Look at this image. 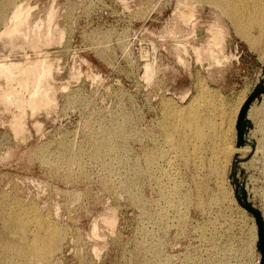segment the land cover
Returning <instances> with one entry per match:
<instances>
[{"label": "rangeland", "instance_id": "rangeland-1", "mask_svg": "<svg viewBox=\"0 0 264 264\" xmlns=\"http://www.w3.org/2000/svg\"><path fill=\"white\" fill-rule=\"evenodd\" d=\"M15 1L20 3L29 2L28 4L32 8L31 16L29 19L31 25L35 24L38 21L40 22L41 20V22L44 23L47 10L50 8V6H53L54 8L55 15L52 19V21L54 22H50V27L53 30L52 32L54 34V38H56L54 41L56 42H53V45H43V48H41V55L42 57H44L46 54L51 53L49 54V56H46V58L49 59L54 65L53 79L55 87H58L60 83H66L68 81L72 69L80 71V74L83 75H80L81 77L79 76V81L77 80V82L70 81V83L68 84V90L66 89L64 91L56 92L57 103L55 108L57 109L52 110L50 114L47 115L45 111H39L38 113L34 114L35 116H31V111L27 110L24 119L25 125L27 126H25L27 132H25L21 136L15 137L14 133L9 127V123L13 118V113H16L15 107L12 106L13 108H10L9 111H6L3 106L0 105V264H22L19 259V253L17 252L18 247L22 245V242L16 236L17 231L13 227V222L17 217V214H19L20 212L24 213L28 210V208L35 206H37L35 208H38L37 210H39V213L42 215L46 214V212H51V216L54 218L58 225L61 224V230L63 228L62 231H65L66 234V239L60 242V251L58 250L55 253L56 256L54 255L52 257L51 264H78L79 262V264H148V262L149 264H262L264 262V44L261 42L264 41V35L257 29L258 26H255V22L260 21V18H263L264 16H245V13L247 12L243 10V7L246 8V5L249 7L252 6V0H250L252 4L249 0H244V2L246 1L245 4L244 2L239 1L238 3L237 1L235 7L236 9L238 8V10L241 7V11L239 12L240 14H242V16L231 17L213 16L208 5L202 4L198 6V12L196 14L197 16H194L193 22L187 25L188 27L182 25L177 21L178 14L176 12V8L180 0ZM258 3H262L261 6H264V0H258ZM10 7L11 6L5 9L6 12L4 11V16L6 18L10 15ZM140 11H143L144 13L141 12L140 14ZM7 12L9 13L7 14ZM174 12L176 15L174 14ZM114 13H116L117 15ZM58 16L60 17L59 19ZM5 17L2 18V20L5 19ZM174 18L176 20H174ZM262 18L261 21L262 23H264V18ZM2 20H0V31L3 29V25L1 23ZM215 20H217V22L219 21L218 23L221 26L222 32H224H221V35L223 37V45L221 46L222 48L218 49V51L221 50V52H217V54H221L227 57L226 60H221V66L219 65L220 67L213 64L212 60L209 58V56H207L208 54H202V57L197 60L195 54L190 48V46L201 47L203 44H206L208 38L210 37L207 28ZM194 23L195 25L193 27ZM105 24H107L108 26ZM45 27L46 25H44L43 29H45ZM192 27L194 29H192ZM245 28H247V30H245ZM66 30L68 33L66 32ZM102 33L106 34L102 35ZM250 35H253L254 37L252 36V38L254 39H251ZM81 37L83 39L85 38L87 42ZM260 37L262 38L260 39ZM89 39H91L93 43L89 41ZM246 39H249L251 42ZM13 42L15 46L11 49V46H9V44L4 41H0V59L5 58L8 60H20L21 58H24V55H29V57L31 58L34 57L35 54H32L34 53L32 49H23L24 44L22 40L15 38ZM119 43H122V45ZM253 43H256L257 45ZM180 45L183 48H187H184L186 52L185 50H183V48L180 47ZM254 45H256V47ZM119 47H121V49ZM189 50L191 52H189ZM185 53L188 55L185 56ZM148 56L150 58H148ZM205 56L206 58H204ZM208 58L210 60L209 62L207 60ZM145 62L146 65H149L152 71L149 78H146L144 76L146 69ZM136 68L138 70H136ZM134 71H138V73ZM88 76L91 80L88 78ZM97 77L99 78L97 79ZM92 80L93 82H91ZM196 80L197 82L200 81L199 84L196 82ZM198 85L202 86V89ZM205 85L207 86V88ZM199 88L201 89L202 93H200ZM212 89L213 91H211ZM225 91H227V93ZM196 93H198V95ZM183 94L185 96H188L185 97ZM65 96L66 98H64ZM182 96H184L185 99H181ZM251 96H254V98L246 107L244 115L240 120V112L246 101L251 98ZM194 97L195 100H193ZM196 97H200V99L203 97L201 99L202 101L200 99H197ZM166 99H168L169 101L171 100L170 102H173L175 107H177L178 103H181L180 105L178 104V108L179 110L182 108V112L178 110L179 117L177 118L178 121L176 122L177 124H179L180 120L181 126H177V124L175 123L174 129H177H173L174 133H172V138L173 136L176 137L173 138V140L176 141L174 143V164H171L173 165V168L171 167V165L167 167H159L162 172H166V176L168 175V177L166 178L164 172L163 174L162 172H160V177H165V179L161 178L163 179L162 185H165L167 188L175 187L178 191V195H180L178 196L179 203L177 209L175 208L176 210L173 209L161 212L164 209L163 206H165V201L164 198L159 193H157L159 184H157L156 181L159 180L157 179L159 178V174L157 173L156 169H154L153 174L151 173V171H149L150 167L147 166L146 158L150 153L151 155H153V152H157V149H160L162 147L161 144L163 141L162 139L164 138V132L159 125L161 124L160 122L163 115L162 102L166 101ZM191 101H195L198 104L194 106L196 103H192ZM189 105L191 106L189 107ZM189 108L191 111L189 110ZM183 109L185 111H183ZM186 111L187 113L190 111L189 113L192 114L190 115L188 113L189 117H195V119L198 121V126L201 127L202 125L206 124L202 126L203 142L201 138H198V136L194 138V129H192L191 126V130H189L190 134H188L189 125L184 122V120H186L188 116L185 115ZM122 112L124 113L123 115ZM229 114H231V116ZM30 117L33 118L31 119ZM140 117L141 119H139ZM220 117L222 118L221 122ZM229 117L230 123H228ZM127 118L129 119L130 123H128L129 121H127ZM36 121L41 124V129L39 130L40 132L36 131L35 127L33 126ZM181 121H183V123ZM242 121L245 122V131L248 132L249 138L253 139L252 141L254 142V148L250 146L245 140H237L239 133L237 130L238 125L241 124ZM155 123L158 124L156 125ZM210 124H212L213 128H211ZM124 125H126V127ZM221 126L223 127V130L222 128H219ZM120 127L122 128V131ZM216 127H218V129ZM112 128L116 129L113 130ZM231 128L233 129L231 130ZM132 129L134 130L132 131ZM144 130L146 131V133ZM181 130L183 131V133ZM178 131L179 133H177ZM260 132L262 135L260 134ZM98 134L101 135L99 136ZM116 134H118L119 137ZM176 135H178L180 138H178V136ZM121 137L122 139H124L122 140ZM128 137L131 139V141ZM190 137H193L194 142ZM138 138H140L141 140ZM145 138L147 140L149 138L150 139L147 141ZM101 139L104 142H102ZM220 139H222L221 141L225 140V148L222 146L223 142H221ZM136 140L137 143H135ZM191 140L192 144L190 143ZM230 144L234 145L231 146ZM228 145L230 146V149H237L241 147L244 153V157L240 158L242 162H236L235 164V159H237V157L234 153H227V158L224 157L226 155L224 153L227 152L226 150L228 148ZM192 146L193 148H196V152L199 153V160H196V158L193 157L195 156V153L191 152L192 150L194 151V149H192ZM118 148L121 149L119 150ZM211 148L212 152L210 151ZM222 148L225 149V151H223L224 153L222 152V150H224ZM53 149L55 151H53ZM117 150L119 151V154ZM219 151L221 155L218 154ZM209 152L211 153L210 155ZM8 153L10 154L6 155ZM187 153H189V155ZM184 154L186 155L184 156ZM33 155H35V159L33 158ZM38 156H40L39 159ZM214 156H218L217 158L215 157L216 160L214 159ZM143 158L145 159L143 160ZM222 158L225 160H223ZM124 161L126 162V164ZM227 161L229 163H227ZM26 162L29 163L27 164ZM31 162L33 163V165ZM109 162H111L110 165ZM209 163H211V165ZM214 167L216 168V170ZM168 168L171 170H169ZM217 168H219L220 170ZM190 169L192 170V172ZM104 171H107V173ZM214 171L216 173H214ZM75 173L78 175H76ZM173 173H176V175H174ZM154 174L155 176H153ZM215 174L219 177H216ZM133 175L135 178H133ZM58 176L60 178H58ZM170 176H173V178L177 177V179L174 178L173 180V178ZM26 177L28 178V180H25ZM47 178L50 179L48 180ZM168 178L170 179L169 181L167 180ZM29 180H31L32 183ZM218 184L221 186H219ZM68 185H70L72 188ZM9 188L12 190H10ZM198 188L200 189L198 190ZM122 190L125 192H123ZM216 191H218V193ZM77 192L80 193L78 194ZM154 192H156L157 194ZM35 193H37V195ZM131 194L132 196L130 198ZM184 195L186 196L184 197ZM70 196L72 197L71 199ZM204 196L206 197L204 198ZM160 197H162V199ZM188 198L191 201H187ZM131 199H133V201ZM184 200L186 204L184 203ZM221 200L226 201L222 203ZM65 201L67 204L65 203ZM207 201H209V204L206 203ZM9 202L12 204H10ZM153 204L156 207H154ZM206 206L209 207L206 208ZM48 207L51 209L50 211L47 210ZM107 210H114L117 216V223L114 231L112 232L116 237H113V234L111 232L100 228V233L102 234V236L100 239L95 241L91 238L90 235L92 223L93 221H97L100 216ZM71 211L74 213H72ZM188 212L189 215H187ZM162 214H164L165 216ZM56 215H59V217ZM144 216H146L147 219ZM167 217H169L170 219ZM160 219L163 220V224L161 223L162 221ZM165 219L168 221H165ZM174 224L178 226L176 227V225ZM259 228L261 229V231ZM176 231L178 234L176 233ZM259 232H261L263 235L262 239H260L259 237ZM167 235L168 237H166ZM26 236L29 237L28 234ZM158 241H161V243ZM164 242L166 244H164ZM95 244L97 245L96 247L100 252H98V255L95 253V255H97L98 257L94 256V252L92 251V245ZM135 244L136 246H134ZM152 244L153 246H151ZM136 248L138 249L136 250ZM186 251H189V253H186ZM146 253L147 255H145ZM181 253L184 256L181 255ZM140 255H142L143 258ZM155 256L159 257L160 260ZM138 257L140 259H138Z\"/></svg>", "mask_w": 264, "mask_h": 264}, {"label": "bare ground", "instance_id": "bare-ground-1", "mask_svg": "<svg viewBox=\"0 0 264 264\" xmlns=\"http://www.w3.org/2000/svg\"><path fill=\"white\" fill-rule=\"evenodd\" d=\"M42 1V0H41ZM179 1V0H178ZM238 1V3H239V1L240 2H244V0L242 1V0H180L179 2H178V6H177V8H176V12H177V14H178V22L179 23H181L182 25H184V26H187V25H189V24H191L192 22H193V18H194V16H197L196 14H197V8H198V6H200V5H202V4H205V5H208V7L211 9V13L213 14V16H242V14H240V12L239 11H241L240 10V8H239V10H238V8L236 9V7H235V5H236V2ZM250 1V0H249ZM262 1V0H261ZM123 2V1H122ZM246 2V1H245ZM245 2H244V4H245ZM251 2V1H250ZM252 2H253V4H252ZM252 2H251V4H252V6H247L246 5V8L245 7H243L244 9V11L245 12H247V13H245V16H257V17H259V16H264V6H261L262 5V3L261 4H259L258 3V0H252ZM29 3V2H28ZM28 3H20V2H17V1H15V0H0V20H2V18H4L5 16H4V13L6 12V8H8L9 6H11L10 7V9H11V12H10V15L6 18L5 17V19H3L2 20V27H3V29L0 31V41H4V42H6L7 44H9V46H11V49H12V47H14L15 45H14V40H15V38L16 39H20V40H22V42H23V44H24V47H23V49H32L33 51H34V53H32V54H35L34 55V57L33 58H31V57H29V55L27 56V55H24V58H21V56H23V55H21L20 56V60H8V59H0V81H1V83H0V105H2L3 106V108L6 110V111H9L10 110V108H13L12 106H14L15 107V110H16V113H13V118L11 119V121H10V123H9V127H10V129H11V131L14 133V135H15V137H18V136H21V135H23L25 132H27L26 131V125H25V121H24V119H25V116H26V111L28 110H30L31 112H30V115L31 116H33L34 114H36V113H38L39 111L41 112V111H45V113L48 115V114H50V112L52 111V110H55V109H57V108H55L56 107V103H57V98H56V92L57 91H64V90H68V84L70 83V81H76L77 82V80H78V78H79V76L81 75H83V74H80L81 72L80 71H78V70H75V69H72L71 70V72H70V75H69V78H68V81L66 82V83H60L59 85H58V87H55V83H54V79H53V70H54V65H53V63L49 60V59H47L46 58V56H49V54H51V53H49V54H44L45 56L44 57H42V55H41V48H43L42 46L43 45H51L53 42H56V41H54L56 38H54V34H53V30L51 29V27H50V22L52 21V19H53V16L55 15V11H54V8H53V6H50V8L47 10V12H46V15H45V19H44V23L43 22H39V23H41V24H39L38 22H36L35 24H33V25H31V23H30V21H29V19H30V16H31V11H32V8H31V6L28 4ZM46 4V3H45ZM67 4V3H66ZM86 4V3H85ZM150 4V3H149ZM241 4V3H240ZM53 5H54V3H53ZM204 5V6H205ZM243 5V4H242ZM250 5V4H249ZM45 6V5H44ZM70 6V5H69ZM85 6V5H84ZM83 6V7H84ZM88 6V5H87ZM109 6V5H108ZM46 7V6H45ZM117 7V6H116ZM60 8V7H59ZM63 8V7H62ZM9 9V10H10ZM34 9V8H33ZM58 9V8H57ZM73 9V8H72ZM71 9V10H72ZM86 9V8H85ZM147 9V8H146ZM142 10V9H141ZM5 11V12H4ZM59 12V11H58ZM141 12H143V11H140V14H141ZM9 12H7V14H8ZM72 13V12H71ZM70 13V14H71ZM144 13V12H143ZM202 13V12H201ZM43 14V13H42ZM84 14V13H83ZM114 14H116V13H114ZM174 14H175V12H174ZM117 15V14H116ZM176 15V14H175ZM4 16V17H3ZM88 16V15H87ZM90 16V15H89ZM139 16V15H138ZM172 16V15H171ZM199 16V15H198ZM57 17V16H56ZM67 17V16H66ZM72 17V16H71ZM71 17H70V19H71ZM126 17V16H125ZM200 17V16H199ZM60 17L58 16V19H59ZM68 18V17H67ZM66 18V19H67ZM89 18V17H88ZM117 18V17H116ZM238 18V17H237ZM262 18V17H261ZM261 18H260V21H256L255 22V26L257 25L258 26V30L264 35V23H262V21H261ZM264 18V17H263ZM262 18V19H263ZM76 19V18H75ZM78 19V18H77ZM171 19V18H170ZM196 19V18H195ZM227 19H228V17H227ZM240 19H242V18H240ZM239 19V20H240ZM257 19V18H256ZM40 20V19H39ZM55 20V19H54ZM79 20V19H78ZM114 20V19H113ZM118 20V19H117ZM174 20H176L175 18H174ZM202 20V19H201ZM232 20V19H231ZM264 20V19H263ZM71 21V20H70ZM100 21V20H99ZM112 21V20H111ZM130 21V20H129ZM199 21V20H198ZM254 21V20H253ZM52 22H54V21H52ZM75 22V21H74ZM74 22H73V25H74ZM98 22V21H97ZM104 22H105V20H104ZM114 22V21H113ZM197 22V21H196ZM219 22V21H218ZM217 22V20H215L213 23H211L209 26H208V28H207V31H208V34L210 35V37L208 38V40H207V42H206V44H203L201 47H196V46H190V48L192 49V52L195 54V56H196V58H197V60L199 59V58H201L202 57V54H208L207 56H209V58L212 60V62H213V64L214 65H216V66H219L220 65V63H221V60H223V59H225L226 60V56H224V55H218L217 54V52H221V50L220 51H218V49H221L222 47V45H223V37H222V35H221V32H222V29H221V26L219 25V23ZM234 22V21H233ZM241 22V21H240ZM239 22V23H240ZM247 22V21H246ZM34 23V22H33ZM88 23V22H87ZM237 23V22H236ZM238 23V24H239ZM54 24V23H53ZM58 24V23H57ZM100 24V23H99ZM124 24V23H123ZM44 25H46V27H45V29H43V27H44ZM104 25V24H103ZM105 25H107V24H105ZM180 25V24H179ZM194 25H195V23L193 24V27H194ZM237 25V24H236ZM244 25V24H243ZM250 25V24H249ZM83 26H84V24H83ZM96 26H97V24H96ZM100 26V25H99ZM108 26V25H107ZM235 26V25H234ZM253 26V25H252ZM56 27H58V26H56ZM72 27V26H71ZM88 27H90V26H88ZM130 27V26H129ZM180 27V26H179ZM188 27V26H187ZM192 27V29H194ZM250 27V26H249ZM103 28V27H102ZM107 28V27H106ZM186 28V27H185ZM196 28V27H195ZM237 28V27H236ZM241 28V27H240ZM248 28V27H247ZM247 28H245V30H247ZM251 28V27H250ZM249 28V29H250ZM62 29V28H61ZM69 29V28H68ZM113 29H115V28H113ZM119 29H120V27H119ZM123 29V28H122ZM203 29V28H202ZM225 29V28H224ZM232 29V28H231ZM90 30V29H89ZM111 30V29H110ZM129 30V29H128ZM128 30H126V31H128ZM186 30V29H185ZM236 30V29H235ZM234 30V31H235ZM238 30V29H237ZM115 31V30H114ZM117 31V30H116ZM124 31V30H123ZM243 31V30H242ZM250 31V30H249ZM248 31V32H249ZM66 32H67V30H66ZM72 32V31H71ZM70 32V33H71ZM94 32H96V31H94ZM101 32H102V30H101ZM113 32V31H112ZM165 32V31H164ZM68 33V32H67ZM82 33V32H81ZM103 33H104V31H103ZM102 33V35H105V34H103ZM116 33V32H115ZM128 33V32H127ZM126 33V34H127ZM222 33H224V32H222ZM237 33V32H236ZM239 33V32H238ZM242 33H244V32H242ZM253 33V32H252ZM93 34V33H92ZM122 34V33H121ZM258 34V33H257ZM66 35V34H65ZM91 35V34H90ZM109 35V34H108ZM111 35V34H110ZM125 35V34H124ZM128 35V34H127ZM194 35V34H193ZM201 35H202V33H201ZM245 35V34H244ZM249 35V34H248ZM247 35V36H248ZM260 35V34H259ZM60 36V35H59ZM67 36V35H66ZM89 36V35H88ZM119 36V35H118ZM251 36V39H254V38H252V36L253 35H250ZM68 37V36H67ZM84 37V36H83ZM92 37V36H91ZM105 37V36H104ZM123 37V36H122ZM235 37H237V36H235ZM254 37V36H253ZM259 37V36H258ZM66 38V37H65ZM80 38V37H79ZM82 38V37H81ZM95 38V37H94ZM177 38V37H176ZM189 38V37H188ZM207 38V37H206ZM205 38V39H206ZM248 38V37H247ZM257 38V37H256ZM262 37H260V39H261ZM264 38V37H263ZM70 39V38H69ZM74 39V38H73ZM83 39V38H82ZM85 39V38H84ZM83 39V40H84ZM103 39V38H102ZM123 39V38H122ZM179 39V38H178ZM204 39V40H205ZM238 39V38H237ZM58 40V39H57ZM62 40V39H61ZM117 40H119V39H117ZM169 40V39H168ZM194 40V39H193ZM246 40H249V39H246ZM64 41V40H63ZM62 41V42H63ZM66 41V40H65ZM70 41V40H69ZM85 41H86V39H85ZM89 41H91V39H89ZM103 41V40H102ZM108 41V40H107ZM124 41V40H123ZM227 41V40H226ZM44 42V43H43ZM84 42V41H83ZM87 42V41H86ZM92 42V41H91ZM115 42V41H114ZM117 42V41H116ZM249 42H251L250 40H249ZM257 42V41H256ZM59 43V42H58ZM85 43V42H84ZM93 43V42H92ZM123 43V42H122ZM122 43H119V44H121L122 45ZM192 43V42H191ZM261 43H263L264 44V41L263 42H261ZM22 44V43H21ZM57 44V43H56ZM167 44V43H166ZM190 44V43H189ZM252 44V43H251ZM253 44H256V43H253ZM260 44V43H259ZM258 44V45H259ZM53 45V44H52ZM62 45V44H61ZM187 45V44H186ZM227 45V44H226ZM244 45V44H243ZM257 45V44H256ZM256 45H254L255 47H256ZM175 46H177V45H175ZM199 46V45H198ZM249 46V45H248ZM116 47V46H115ZM118 47V46H117ZM178 47H179V45H178ZM177 47V48H178ZM180 47L181 48H183L181 45H180ZM253 47V46H252ZM120 49H121V47H119ZM124 48V47H123ZM171 48V47H170ZM169 48V49H170ZM184 48H186V47H184ZM183 48V50H185ZM187 49V48H186ZM75 51V50H74ZM22 52V51H21ZM24 52V51H23ZM144 52V51H143ZM172 52V51H171ZM185 52H186V50H185ZM189 52H191L190 50H189ZM47 53V52H46ZM76 53V52H75ZM142 53V52H141ZM263 53V52H262ZM23 54H25V53H23ZM143 54V53H142ZM145 54V53H144ZM171 54V53H170ZM182 54V53H181ZM186 54V53H185ZM223 54V53H222ZM188 54H186L185 56H187ZM260 55V54H259ZM79 56V55H78ZM142 56H144V55H142ZM169 56V55H168ZM175 56V55H174ZM184 56V55H183ZM193 56V55H192ZM256 56V55H255ZM106 58V57H105ZM112 58V57H111ZM148 58H150L149 56H148ZM167 58V57H166ZM204 58H206V56L204 57ZM209 58L207 59L208 60V62L210 61L209 60ZM263 58V57H262ZM140 59V58H139ZM174 59H176V58H174ZM152 60V59H151ZM158 60V59H157ZM160 60V59H159ZM205 60V59H204ZM60 61V60H59ZM110 61V60H109ZM149 61V60H148ZM174 61H176V60H174ZM258 61H259V59H258ZM261 61V60H260ZM58 62V61H57ZM61 62V61H60ZM225 62V61H224ZM59 63V62H58ZM113 63V62H112ZM167 63V62H166ZM134 64V63H133ZM159 64V63H158ZM58 65V64H57ZM68 65V64H67ZM90 65V64H89ZM108 65V64H107ZM135 65H136V63H135ZM145 65H146V62H145ZM161 65H162V63H161ZM206 65V64H205ZM209 65V64H208ZM110 66V65H109ZM108 66V67H109ZM169 66V65H168ZM221 66V65H220ZM219 66V67H220ZM160 67V66H159ZM165 67H166V65H165ZM171 67V66H170ZM174 67V66H173ZM226 67V66H225ZM72 68V67H71ZM112 68V67H111ZM138 68V67H137ZM136 68V70H138ZM146 69H145V74H144V76L146 77V78H149L150 77V75H151V69H150V67H149V65H146V67H145ZM172 68V67H171ZM183 68V67H182ZM198 68V67H197ZM207 68V67H206ZM59 69V68H58ZM124 69V68H123ZM134 69V68H133ZM157 69H159V68H157ZM156 69V70H157ZM185 69V68H184ZM184 69H183V71H184ZM213 69V68H212ZM122 70V69H121ZM175 70V69H174ZM186 70V69H185ZM191 70V69H190ZM194 70V69H193ZM200 70V69H199ZM67 71V70H66ZM127 71V70H126ZM179 71V70H178ZM205 71V70H204ZM87 72V71H86ZM134 72H137L138 73V71H134ZM134 72H132V73H134ZM158 72V71H157ZM201 72V71H200ZM188 73V72H187ZM207 73V72H206ZM119 74V73H118ZM210 74V73H209ZM120 75V74H119ZM119 75H117V76H119ZM136 75V74H135ZM143 75V74H142ZM156 75H157V73H156ZM190 75H191V73H190ZM199 75V74H198ZM80 76V77H81ZM90 76V75H89ZM89 76H88V78H89ZM194 76V75H193ZM204 76V75H203ZM134 77V76H133ZM191 77V76H190ZM206 77V76H205ZM99 77H97V79H98ZM154 78V77H153ZM204 78V77H203ZM209 78V77H208ZM87 79V78H86ZM90 79V78H89ZM129 79V78H128ZM195 79H196V77H195ZM200 79V78H199ZM213 79V78H212ZM84 80V79H83ZM91 80V79H90ZM96 80V79H95ZM95 80H94V84H95ZM137 80V79H136ZM203 80V79H202ZM79 81V80H78ZM81 81H82V79H81ZM210 81V80H209ZM83 82H85V81H83ZM91 82H93V80L91 81ZM143 82V81H142ZM196 82H197V80H196ZM200 82V81H199ZM199 82H197L198 84H199ZM79 83V82H78ZM81 83V82H80ZM211 83V82H210ZM83 84V83H82ZM207 84V83H206ZM77 85V84H76ZM142 85V84H141ZM146 85V84H145ZM203 85V84H202ZM135 86V85H134ZM199 86V85H198ZM206 86V85H205ZM218 86V85H217ZM78 87V86H77ZM85 87V86H84ZM199 87H201V89H202V86H199ZM204 87V86H203ZM227 87V86H226ZM138 88V87H137ZM141 88V87H140ZM143 88V87H142ZM146 88V87H145ZM194 88V87H193ZM206 88H207V86H206ZM209 88V87H208ZM233 88V87H232ZM160 89V88H159ZM170 89V88H169ZM200 89V88H199ZM201 89L199 90L200 91V93H202V91H201ZM82 90V89H81ZM120 90V89H119ZM168 90V89H167ZM175 90V89H174ZM173 90V91H174ZM210 90V89H209ZM79 91V90H78ZM84 91V90H83ZM137 91V90H136ZM164 91V90H163ZM211 91H213V89L211 90ZM75 92V91H74ZM82 92V91H81ZM90 92V91H89ZM117 92V91H116ZM119 92V91H118ZM188 92V91H187ZM208 92V91H207ZM215 92V91H214ZM221 92V91H220ZM224 92V91H223ZM226 93H227V91H225ZM231 92V91H230ZM78 93V92H77ZM115 93V92H114ZM147 93V92H146ZM155 93V92H154ZM168 93V92H167ZM199 93V92H198ZM198 93H196L197 95H198ZM65 94V93H64ZM79 94V93H78ZM85 94V93H84ZM91 94V93H90ZM118 94V93H117ZM150 94V93H149ZM186 94V93H185ZM188 94V93H187ZM204 94H205V92H204ZM212 94V93H211ZM213 94H215V93H213ZM218 94V93H217ZM73 95V94H72ZM120 95V94H119ZM121 95H122V93H121ZM126 95H128V94H126ZM154 95H156V94H154ZM162 95V94H161ZM164 95V94H163ZM184 95V94H183ZM201 95V94H200ZM199 95V96H200ZM203 95V94H202ZM219 95H220V93H219ZM69 96V95H68ZM90 96V95H89ZM123 96H125V95H123ZM185 96V95H184ZM184 96H182L181 97V99H185V97L186 96H188V95H186L185 97ZM196 96V95H195ZM224 96H226V95H224ZM238 96V95H237ZM78 97V96H77ZM91 97V96H90ZM204 97H206V96H204ZM211 97V96H210ZM216 97V96H215ZM64 98H66V96L64 97ZM63 98V99H64ZM71 98V97H70ZM128 98V97H127ZM154 98V97H153ZM156 98V97H155ZM164 98V97H163ZM176 98V97H175ZM180 98V97H179ZM192 98V97H191ZM197 98V97H196ZM203 98V97H202ZM201 98V99H202ZM213 98H214V96H213ZM116 99V98H115ZM114 99V100H115ZM120 99V98H119ZM197 99H200V97L199 98H197ZM200 99V100H201ZM206 99V98H205ZM204 99V100H205ZM216 99V98H215ZM230 99V98H229ZM232 99V98H231ZM87 100H89V99H87ZM121 100V99H120ZM119 100V101H120ZM193 100H195V97H194V99ZM213 100V99H212ZM220 100H221V98H220ZM219 100V101H220ZM64 101V100H63ZM122 101V100H121ZM171 101V100H170ZM168 99H166V101H163L162 103V105H163V115H162V119H161V124L159 125V126H161V129H162V131L164 132V138L162 139L163 141H162V144H161V148L160 149H157V152H153V155H151V153L147 156V158H146V162H147V166H149L150 168H149V171H151V173L153 174V171H154V169H156L157 170V173L159 174L158 176H159V178H157V177H155V178H157V179H159V180H157L156 182H157V184H159L158 185V191H157V193H159L163 198H164V201H165V206H163L164 207V209L161 211V212H164V211H167V210H173V209H177V207H178V203H179V199H178V196L180 195H178V191H177V189L174 187V188H171V187H169V188H167L165 185H162V181H163V179H165V177L167 178L168 177V175L166 176V172H164V175H165V177L163 178V177H160V172H162L161 171V169H159V167H161V166H165V167H167V166H169V165H171V164H174L173 162H174V158H175V150H174V146H175V142L176 141H174L173 140V138H176L175 136H173V138H172V133H174V131H173V129H174V125H175V123L178 121V115H179V111L180 112H182V108L179 110V108H178V104H177V107H175V105H174V103L173 102H170ZM182 101V100H181ZM184 101V100H183ZM198 101V100H197ZM202 101V100H201ZM237 101V100H236ZM91 102V101H90ZM130 102V101H129ZM192 102V101H191ZM194 103H196L195 101H193ZM192 102V103H193ZM211 102V101H210ZM115 103V102H114ZM119 103V102H118ZM122 103V102H121ZM150 103V102H149ZM206 103V102H205ZM217 103V102H216ZM215 103V104H216ZM70 104V103H69ZM72 104H73V102H72ZM120 104V103H119ZM129 104V103H128ZM181 104V103H180ZM179 104V105H180ZM189 104V103H188ZM191 104V103H190ZM198 103H196L194 106H196ZM220 104V103H219ZM223 104V103H222ZM228 104V103H227ZM233 104V103H232ZM238 104V103H237ZM236 104V105H237ZM61 105V104H60ZM75 105V104H74ZM121 105H123V104H121ZM149 105V104H148ZM221 105V104H220ZM241 105V104H240ZM68 106V105H67ZM191 105H189V107H190ZM202 106V105H201ZM200 106V107H201ZM235 106V105H234ZM58 107V106H57ZM117 107V106H116ZM127 107V106H126ZM198 107H199V105H198ZM233 107V106H232ZM121 108H122V106H121ZM124 108V107H123ZM185 108H187V107H185ZM184 108V109H185ZM207 108V107H206ZM220 108V107H219ZM221 108H222V106H221ZM239 108V107H238ZM149 109V108H148ZM183 109V111H185ZM237 109V108H236ZM131 110V109H130ZM159 110V109H158ZM179 110V111H178ZM188 110V109H187ZM189 110H190V108H189ZM193 110V109H192ZM197 110H199V109H197ZM201 110V109H200ZM206 110V109H205ZM211 110V109H210ZM119 111V110H118ZM124 111V110H123ZM127 111V110H126ZM148 111V110H147ZM154 111V110H153ZM191 111V110H190ZM189 111V112H190ZM195 111V110H194ZM208 111V110H207ZM218 111V110H217ZM220 111H222V110H220ZM235 111V110H234ZM237 111V110H236ZM57 112V111H56ZM152 112V111H151ZM156 112V111H155ZM188 112V113H189ZM198 112H200V111H198ZM197 112V113H198ZM216 112V111H215ZM1 113V112H0ZM120 113V112H119ZM118 113V114H119ZM185 113V112H184ZM188 113H187V111H186V114L185 115H188ZM217 113V112H216ZM229 113V112H228ZM230 113H232V112H230ZM235 113V112H234ZM124 113L122 112V115H123ZM127 114V113H126ZM190 115H192L191 113H189ZM201 114V113H200ZM204 114V113H203ZM237 114V113H236ZM256 114H257V111H256ZM184 115V114H183ZM183 115H181V116H183ZM184 115V116H185ZM217 115V114H216ZM218 115H221V114H218ZM222 115H223V113H222ZM230 116H231V114H229ZM235 115V114H234ZM35 116V115H34ZM117 116V115H116ZM129 116V115H128ZM134 116V115H133ZM133 116H131V117H133ZM138 116V115H137ZM194 116H195V113H194ZM203 116V115H202ZM201 116V117H202ZM236 116V115H235ZM42 117V116H41ZM49 117V116H48ZM118 117V116H117ZM121 117V116H120ZM130 117V118H131ZM221 117H223V116H221ZM220 117V118H221ZM27 118V117H26ZM31 118V117H30ZM33 118V117H32ZM31 118V119H32ZM115 118V117H114ZM129 118V117H128ZM127 118V119H128ZM198 118V117H197ZM204 118V117H203ZM205 118H206V116H205ZM219 118V119H220ZM48 119V118H47ZM139 119H141V117L139 118ZM202 119V118H201ZM212 119V118H211ZM113 120V119H112ZM182 120V119H181ZM199 120V119H198ZM206 120H207V118H206ZM205 120V121H206ZM209 120V119H208ZM214 120V119H213ZM239 120V119H238ZM121 121V120H120ZM126 121V120H125ZM127 121H129V119L127 120ZM134 121V120H133ZM141 121V120H140ZM150 121V120H149ZM155 121V120H154ZM210 121V120H209ZM219 121V120H218ZM222 121V118L220 119V122ZM235 121H236V119H235ZM259 121V120H258ZM148 122V121H147ZM153 122V121H152ZM151 122V123H152ZM182 123H183V121H181ZM184 122H186V124L187 125H189V129H188V131L189 130H191L190 129V126L192 127V129H194V134H193V136H194V138L195 137H197L198 136V138H201L202 139V126H204V125H206V124H204V125H202L201 127L200 126H198V121L195 119V117H189V115L187 116V118H186V120H184ZM219 122V123H220ZM227 122V121H226ZM27 123V122H26ZM122 123V122H121ZM127 123V122H126ZM128 123H130V121L128 122ZM131 123H132V121H131ZM142 123H143V121H142ZM203 123H204V121H203ZM225 123V122H224ZM228 123H230V117H229V119H228ZM228 123H226V124H228ZM112 124H115V123H112ZM119 124V123H118ZM156 124V123H155ZM158 124V123H157ZM156 124V125H157ZM177 124V123H176ZM215 124V123H214ZM217 124H218V122H217ZM233 124H234V122H233ZM111 125V124H110ZM121 125V124H120ZM129 125V124H128ZM134 125V124H133ZM178 125H180V120H179V124H177V126ZM211 125V128H213L212 127V124H210ZM221 125V124H220ZM219 125V126H220ZM26 126V127H25ZM34 127H35V129H36V131H39L40 129H41V124L38 122V121H36L35 122V124L33 125ZM113 126V125H112ZM111 126V127H112ZM122 126V125H121ZM125 127H126V125H124ZM130 126V125H129ZM132 126V125H131ZM151 126H152V124H151ZM181 126V125H180ZM215 126V125H214ZM228 126V125H227ZM226 126V127H227ZM234 126V125H233ZM260 126V125H259ZM258 126V127H259ZM147 127V126H146ZM208 127V126H207ZM103 128V127H102ZM121 128V127H120ZM134 128V127H133ZM152 128H154V127H152ZM209 128V127H208ZM217 129H218V127H216ZM219 128H222V130H223V127L221 126V127H219ZM234 128V127H233ZM233 128H231V130L233 129ZM261 128V127H260ZM34 129V128H33ZM105 129V128H104ZM103 129V130H104ZM113 130L114 129H116V128H112ZM127 129V128H126ZM177 128H175L174 130H176ZM180 129V128H179ZM205 129V128H204ZM204 129H203V131H204ZM120 130V129H119ZM118 130V131H119ZM134 129H132V131H133ZM228 130V129H227ZM226 130V131H227ZM238 137H237V140H245V141H247L248 142V144L250 145V146H252L253 147V139H250L249 138V134H248V132L247 131H245V122H243L242 121V123L241 124H239L238 125ZM248 130V129H247ZM259 130V129H258ZM100 131V130H99ZM98 131V132H99ZM106 131H107V129H106ZM116 131V130H115ZM121 131H122V128H121ZM130 131V130H129ZM131 131V132H132ZM142 131V130H141ZM145 131V130H144ZM161 131V130H160ZM171 131H173V132H171ZM182 131V130H181ZM193 131V130H192ZM218 131V130H217ZM225 131V132H226ZM40 132V131H39ZM102 132V131H101ZM117 132V131H116ZM135 132V131H134ZM152 132V131H151ZM154 132V131H153ZM186 132H187V130H186ZM185 132V133H186ZM209 132V131H208ZM216 132V131H215ZM242 132V133H241ZM137 133V132H136ZM145 133H146V131H145ZM177 133H179V131L177 132ZM177 133H175V134H177ZM182 133H183V131H182ZM223 133V132H222ZM228 133V132H227ZM264 133V132H263ZM101 134H103V133H101ZM100 134V135H101ZM119 134V133H118ZM118 134H116V135H118ZM129 134V133H128ZM161 134H163V133H161ZM180 134H181V132H180ZM188 134H190V131H189V133ZM191 134H192V132H191ZM214 134V133H213ZM260 134H261V132H260ZM6 135V134H5ZM13 135V136H14ZM99 135V134H98ZM99 135V136H100ZM105 135V134H104ZM120 135V134H119ZM119 135H118V137H119ZM138 135V134H137ZM137 135H136V137H137ZM142 135H143V132H142ZM158 135V134H157ZM179 135V134H178ZM178 135H176V136H178ZM187 135V134H186ZM217 135V134H216ZM222 135V134H221ZM227 135V134H226ZM262 135V134H261ZM147 136V135H146ZM156 136V135H155ZM161 136V135H160ZM192 136V135H191ZM212 136H214V135H212ZM228 136V135H227ZM231 136V135H230ZM7 137V136H6ZM123 137V136H122ZM122 137H121V139H122ZM125 137V136H124ZM127 137V136H126ZM135 137V138H136ZM150 137V136H149ZM184 137V136H183ZM189 137V136H188ZM207 137V136H206ZM218 137H220V136H218ZM222 137L224 138V136L222 135ZM229 137V136H228ZM86 138V137H85ZM129 138V137H128ZM141 138V137H140ZM140 138H138V139H140ZM178 138H180L179 136H178ZM190 138H192V140H193V137H190ZM197 138V139H198ZM211 138V137H210ZM216 138H217V136H216ZM14 139H16V138H14ZM98 139V138H97ZM103 139V138H102ZM101 139V140H102ZM119 139V138H118ZM124 139V138H123ZM122 139V140H123ZM130 139V138H129ZM144 139V138H143ZM146 139V138H145ZM150 139V138H149ZM148 139V140H149ZM158 139V138H157ZM186 139V138H185ZM184 139V140H185ZM215 139V138H214ZM225 139V138H224ZM227 139V138H226ZM94 140H95V138H94ZM105 140V139H104ZM141 140V139H140ZM147 140V139H146ZM147 140V141H148ZM188 140V139H187ZM186 140V141H187ZM192 140L190 141V143L192 142ZM212 140V139H211ZM210 140V141H211ZM222 139H220V141H221ZM14 141H16V140H14ZM100 141V140H99ZM125 141V140H124ZM130 141H131V139H130ZM180 141V140H179ZM178 141V142H179ZM183 141V140H182ZM218 141V140H217ZM225 141V140H224ZM224 141H221V142H223V147L225 148L226 147V145H224L225 143H224ZM22 142V141H21ZM91 142V141H90ZM102 142H104L103 140H102ZM122 142V141H121ZM155 142H157V141H155ZM193 142H194V140H193ZM197 142V141H196ZM198 142H199V140H198ZM197 142V143H198ZM202 142H203V139H202ZM209 142V141H208ZM215 142V141H214ZM219 142V141H218ZM12 143V142H11ZM135 143H137V140H136V142ZM135 143H133V144H135ZM143 143V142H142ZM150 143V142H149ZM183 143V142H182ZM189 143V144H190ZM230 143V142H229ZM83 144V143H82ZM100 144V143H99ZM111 144V143H110ZM123 144V143H122ZM130 144H131V142H130ZM141 144V143H140ZM139 144V145H140ZM160 144V143H159ZM188 144V145H189ZM192 144V143H191ZM195 144V143H194ZM193 144V145H194ZM214 144V143H213ZM221 144V143H220ZM180 145V144H179ZM187 145V144H186ZM196 145H198V144H196ZM207 145V144H206ZM211 145V144H210ZM231 146L232 145H234V144H230ZM42 146H43V144H42ZM48 146V145H47ZM93 146V145H92ZM113 146V145H112ZM120 146V145H119ZM142 146V145H141ZM143 146H145V145H143ZM155 146V145H154ZM173 146V147H172ZM181 146V145H180ZM185 146V145H184ZM199 146H200V143H199ZM202 146V145H201ZM221 146V147H222ZM1 147V146H0ZM124 147V146H123ZM127 147V146H126ZM165 147V148H164ZM182 147H183V144H182ZM188 147V146H187ZM198 147V146H197ZM211 147V146H210ZM215 147H217V146H215ZM228 148H227V152L226 153H224L223 151H225V149L224 148H222V149H224V150H222V152L224 153V154H226L224 157H226L227 156V153H234L235 155H236V157H237V159H235V164H236V162H242L241 160H240V158L241 157H244V153H243V150L241 149V147H239V148H237V149H230V146L228 145L227 146ZM72 148V147H71ZM98 148V147H97ZM132 148V147H131ZM130 148V149H131ZM203 148V147H202ZM208 148V147H207ZM220 148V147H219ZM254 148V147H253ZM256 148V147H255ZM9 149V148H8ZM8 149H7V152H8ZM48 149V148H47ZM104 149V148H103ZM110 149V148H109ZM108 149V150H109ZM119 149V148H118ZM121 149V148H120ZM119 149V150H120ZM181 149V148H180ZM185 149H186V147H185ZM189 149V148H188ZM192 149H194V151L192 150L191 152H194L195 154V156H193L194 158H196V160H199L198 159V155H199V153H197L196 151V148H193V146H192ZM221 149V148H220ZM10 150V149H9ZM58 150V149H57ZM85 150V149H84ZM106 150V149H105ZM143 150V149H142ZM184 150V149H183ZM205 150V149H204ZM212 150V148L210 149V151ZM213 150H215V149H213ZM51 151V150H50ZM53 151H55L54 149H53ZM94 151H95V149H94ZM101 151V150H100ZM118 151V150H117ZM153 151V150H152ZM190 151V150H189ZM61 152V151H60ZM115 152V151H114ZM133 152V151H132ZM182 152H184V151H182ZM202 152V151H201ZM201 152H200V154H201ZM212 152V151H211ZM214 152V151H213ZM31 153V152H30ZM33 153V152H32ZM85 153V152H84ZM124 153V152H123ZM146 153V152H145ZM222 153V154H223ZM10 153H8V154H6V155H9ZM12 154V153H11ZM34 154V153H33ZM93 154V153H92ZM118 154H119V151H118ZM130 154V153H129ZM180 154V153H179ZM188 155H189V153H187ZM204 154H205V151H204ZM211 153L209 152V155H210ZM215 154V153H214ZM218 154H220V151L218 152ZM5 155V156H6ZM14 155V154H13ZM30 155V154H29ZM39 155V154H38ZM75 155H77V154H75ZM91 155V154H90ZM114 155V154H113ZM121 155H122V153H121ZM186 154H184V156H185ZM191 155V154H190ZM221 155V154H220ZM229 155V154H228ZM12 156V155H11ZM132 156V155H131ZM146 156V155H145ZM183 156V155H182ZM213 156V155H212ZM222 156V157H223ZM261 156H262V154H261ZM37 157V156H36ZM39 157L40 156H38V159H39ZM126 157V156H125ZM124 157V158H125ZM192 157V156H191ZM192 157V158H193ZM209 157V156H208ZM215 157L217 158L218 156H214V159H215ZM228 157H231V156H228ZM6 158V157H5ZM9 158V157H8ZM28 158H30V157H28ZM33 158L35 159V155H33ZM75 158V157H74ZM116 158V157H115ZM131 158V157H130ZM134 158H135V156H134ZM145 158H143V160L145 159ZM183 158V157H182ZM211 158H213V157H211ZM227 158V157H226ZM264 158V157H263ZM37 159V160H38ZM123 159V158H122ZM186 159V158H185ZM204 159V158H203ZM208 159V158H207ZM223 159V158H222ZM4 160V159H3ZM10 160V159H9ZM30 160V159H29ZM106 160V159H105ZM209 160V159H208ZM216 160V159H215ZM218 160V159H217ZM223 160H225V159H223ZM222 160V161H223ZM76 161V160H75ZM127 161V160H126ZM192 161H193V159H192ZM191 161V162H192ZM37 162V161H36ZM39 162V161H38ZM101 162V161H100ZM105 162H107V161H105ZM125 162V161H124ZM145 162V161H144ZM199 162V161H198ZM197 162V163H198ZM213 162V161H212ZM225 162V161H224ZM233 162V161H232ZM27 163V162H26ZM29 163V162H28ZM27 163V164H28ZM32 163V162H31ZM35 163V162H34ZM65 163V162H64ZM78 163V162H77ZM110 163L111 162H109V165H110ZM113 163V162H112ZM179 163V162H178ZM188 163V162H187ZM202 163V162H201ZM204 163H206V162H204ZM217 163V162H216ZM215 163V164H216ZM227 163H229L228 161H227ZM74 164V163H73ZM125 164H126V162H125ZM200 164V163H199ZM210 165H211V163H209ZM215 164H213V165H215ZM222 164V163H221ZM226 164V163H225ZM242 164V163H241ZM32 165H33V163H32ZM116 165V164H115ZM144 165H145V163H144ZM154 165V166H153ZM202 165V164H201ZM62 166V165H61ZM77 166V165H76ZM81 166V165H80ZM83 166V165H82ZM112 166V165H111ZM123 166V165H122ZM131 166V165H130ZM173 165H171V167H172ZM200 166V165H199ZM220 166V165H219ZM225 166V165H224ZM227 166V165H226ZM234 166V165H233ZM108 167V166H107ZM107 167H105V168H107ZM115 167V166H114ZM113 167V168H114ZM145 167V166H144ZM170 167V168H171ZM189 167V166H188ZM201 167V166H200ZM199 167V168H200ZM221 167V166H220ZM41 168V167H40ZM124 168V167H123ZM133 168H134V166H133ZM132 168V169H133ZM173 168V167H172ZM178 168V167H177ZM191 168V167H190ZM210 168V167H209ZM213 168V167H212ZM215 168V167H214ZM222 168V167H221ZM244 168V167H243ZM81 169V168H80ZM146 169V168H145ZM162 169H164V168H162ZM169 169V168H168ZM194 169V168H193ZM211 169V168H210ZM217 169H219V168H217ZM223 169V168H222ZM225 169V168H224ZM112 170H114V169H112ZM139 170V169H138ZM144 170V169H143ZM148 170V169H147ZM146 170V171H147ZM155 170V171H156ZM167 170V169H166ZM169 170H171V169H169ZM173 170V169H172ZM191 170V169H190ZM213 170V169H212ZM215 170H216V168H215ZM220 170V169H219ZM226 170H227V168H226ZM239 170V169H238ZM40 171V170H39ZM44 171V170H43ZM62 171V170H61ZM73 172V171H72ZM80 172V171H79ZM104 172H106L107 173V171H104ZM163 172H162V174H163ZM176 172V171H175ZM191 172H192V170H191ZM190 172V173H191ZM198 172V171H197ZM211 172V171H210ZM213 172V171H212ZM221 172H222V170H221ZM240 172V171H239ZM214 173H216L215 171H214ZM76 174V173H75ZM74 174V175H75ZM149 174V173H148ZM167 174H168V171H167ZM170 174V173H169ZM174 174V173H173ZM198 174V173H197ZM203 174V173H202ZM208 174V173H207ZM211 174V173H210ZM209 174V175H210ZM241 174V173H240ZM48 175H50V174H48ZM76 175H78V174H76ZM109 175V174H108ZM139 175V174H138ZM174 175H176V173L174 174ZM173 175V176H174ZM188 175V174H187ZM216 175V174H215ZM220 175V174H219ZM60 176V175H59ZM58 176V178H60ZM71 176V175H70ZM81 176V175H80ZM106 176V175H105ZM104 176V177H105ZM146 176V175H145ZM151 176V175H150ZM153 176H155V174L153 175ZM152 176V177H153ZM173 176H170V177H172L173 178ZM201 176V175H200ZM210 176H212V175H210ZM222 176V175H221ZM224 176V175H223ZM47 177V176H46ZM78 177V176H77ZM112 177V176H111ZM130 177V176H129ZM140 177V176H139ZM204 177V176H203ZM213 177V176H212ZM216 177H219V176H217L216 175ZM27 178V177H26ZM25 178V180H28V178L26 179ZM37 178V177H36ZM81 178V177H80ZM133 178H135L134 177V175H133ZM132 178V179H133ZM144 178V177H143ZM161 178H163V179H161ZM175 178V177H174ZM174 178H173V180H174ZM215 178V177H214ZM34 179V178H33ZM48 180L50 179V178H47ZM52 179V178H51ZM129 179V178H128ZM175 179H177V177L175 178ZM191 179H192V177H191ZM190 179V180H191ZM205 179V178H204ZM216 179V178H215ZM240 179V178H239ZM23 180V179H22ZM61 180V179H60ZM82 180V179H81ZM136 180V179H135ZM143 180V179H142ZM168 181L170 180L169 178L167 179ZM172 180V181H173ZM196 180V179H195ZM198 180V179H197ZM30 182H31V180H29ZM73 181V180H72ZM108 181V180H107ZM117 181V180H116ZM131 181V180H130ZM130 181H129V183H130ZM144 181V180H143ZM148 181V180H147ZM165 181V180H164ZM177 181V180H176ZM175 181V182H176ZM218 181V180H217ZM220 181V180H219ZM29 182V183H30ZM57 182V181H56ZM60 182V181H59ZM58 182V183H59ZM109 182V181H108ZM128 182V181H127ZM152 182V181H151ZM174 182V181H173ZM173 182H171V183H173ZM195 182H197V181H195ZM200 182V181H199ZM32 183V182H31ZM103 183H105V182H103ZM110 183V182H109ZM116 183V182H115ZM138 183V182H137ZM149 183V182H148ZM155 183V182H154ZM238 183V182H237ZM101 184V183H100ZM113 184V183H112ZM111 184V185H112ZM133 184V183H132ZM142 184V183H141ZM145 184V183H144ZM156 184V183H155ZM198 184V183H197ZM102 185V184H101ZM110 185V184H109ZM130 185V184H129ZM136 185V184H135ZM178 185V184H177ZM215 185H216V183H215ZM219 185V184H218ZM68 186H70V185H68ZM103 186V185H102ZM124 186V185H123ZM128 186V185H127ZM137 186V185H136ZM144 186V185H143ZM147 186V185H146ZM150 186H152V185H150ZM219 186H221V185H219ZM39 187V186H38ZM65 187H67V186H65ZM71 187V186H70ZM75 187V186H74ZM108 187V186H107ZM112 187V186H111ZM135 187V186H134ZM192 187V186H191ZM194 187V186H193ZM203 187V186H202ZM72 188V187H71ZM79 188V187H78ZM105 188H106V186H105ZM124 188V187H123ZM141 188V187H140ZM157 188V187H156ZM204 188V187H203ZM10 189V188H9ZM19 189V188H18ZM39 189V188H38ZM114 189V188H113ZM129 189V188H128ZM135 189V188H134ZM138 189V188H137ZM200 188H198V190H199ZM224 189H225V186H224ZM223 189V190H224ZM5 190V189H4ZM10 190H12V189H10ZM16 190V189H15ZM58 190V189H57ZM125 190H126V188H125ZM129 190H131V189H129ZM152 190V189H151ZM187 190V189H186ZM63 191V190H62ZM115 191V190H114ZM123 191V190H122ZM132 191V190H131ZM142 191V190H141ZM184 191V190H183ZM182 191V192H183ZM189 191V190H188ZM188 191H187V194H188ZM19 192V191H18ZM73 192V191H72ZM113 192V191H112ZM116 192V191H115ZM123 192H125V191H123ZM126 192H127V190H126ZM129 192V191H128ZM138 192V191H137ZM199 192V191H198ZM198 192H196V193H198ZM214 192V191H213ZM217 193H218V191H216ZM1 193V192H0ZM78 193V192H77ZM80 193V192H79ZM78 193V194H79ZM132 193V192H131ZM152 193V192H151ZM154 193H156V192H154ZM156 193V194H157ZM186 193V192H185ZM194 193H195V191H194ZM215 193V192H214ZM213 193V194H214ZM220 193H222V192H220ZM219 193V194H220ZM229 193V192H228ZM36 195H37V193H35ZM69 194V193H68ZM77 194V195H78ZM110 194V193H109ZM126 194V193H125ZM133 194V193H132ZM132 194L130 195V198H131V196H132ZM192 194V193H191ZM202 194H204V193H202ZM211 194V193H210ZM115 195V194H114ZM127 195H129V194H127ZM136 195V194H135ZM138 195V194H137ZM153 195V194H152ZM183 195V194H182ZM181 195V196H182ZM221 195V194H220ZM224 195H226V194H224ZM20 196H22V195H20ZM26 196V195H25ZM73 196V195H72ZM79 196V195H78ZM77 196V197H78ZM112 196V195H111ZM110 196V197H111ZM141 196H143V195H141ZM140 196V197H141ZM186 195H184V197H185ZM189 196V195H188ZM194 196V195H193ZM197 196V195H196ZM206 196H208V195H206ZM206 196H204V198L206 197ZM229 196H230V194H229ZM12 197V196H11ZM17 197V196H16ZM35 197V196H34ZM135 197V196H134ZM137 197V196H136ZM162 197H160L161 199H162ZM199 197V196H198ZM210 197V196H209ZM227 197V196H226ZM18 198V197H17ZM28 198V197H27ZM64 198V197H63ZM72 197L70 196V199H71ZM112 198V197H111ZM133 198V197H132ZM139 198V197H138ZM142 198V197H141ZM144 198V197H143ZM191 198V197H190ZM194 198V197H193ZM212 198V197H211ZM221 198V197H220ZM5 199V198H4ZM48 199V198H47ZM62 199V198H61ZM78 199V198H77ZM104 199V198H103ZM150 199V198H149ZM160 199V200H161ZM185 199V198H184ZM210 199V198H209ZM224 199V198H223ZM222 199V200H223ZM232 199V198H231ZM230 199V200H231ZM13 200V199H12ZM11 200V201H12ZM22 200V199H21ZM25 200V199H24ZM23 200V201H24ZM53 200V199H52ZM115 200V199H114ZM132 201H133V199H131ZM135 200V199H134ZM147 200V199H146ZM181 200V199H180ZM204 200V199H203ZM206 200V199H205ZM221 200V201H222ZM229 200V201H230ZM29 201V200H28ZM32 201V200H31ZM35 201V200H34ZM37 201V200H36ZM68 201V200H67ZM109 201V200H108ZM130 201V200H129ZM139 201V200H138ZM154 201V200H153ZM153 201H151V202H153ZM158 201H159V199H158ZM187 201H191V200H189V198H188V200ZM202 201V200H201ZM200 201V202H201ZM210 201V200H209ZM209 201H207L206 203H208ZM216 201V200H215ZM219 201V200H218ZM224 201H226V200H224ZM224 201H222V203L224 202ZM228 201V200H227ZM14 202V201H13ZM26 202V201H25ZM78 202V201H77ZM113 202V201H112ZM128 202V201H127ZM136 202V201H135ZM140 202V201H139ZM157 202V201H156ZM155 202V203H156ZM205 202V201H204ZM10 203V202H9ZM34 203V202H33ZM32 203V204H33ZM47 203V202H46ZM52 203V202H51ZM65 203H66V201H65ZM117 203V202H116ZM145 203V202H144ZM162 203V202H161ZM184 203H185V200H184ZM191 203V202H190ZM198 203V202H197ZM230 203V202H229ZM232 203V202H231ZM10 204H12V203H10ZM35 204V203H34ZM61 204V203H60ZM67 204V203H66ZM118 204V203H117ZM149 204V203H148ZM186 204V203H185ZM189 204V203H188ZM196 204V203H195ZM199 204V203H198ZM202 204V203H201ZM200 204V205H201ZM209 204V203H208ZM207 204V205H208ZM216 204H218V203H216ZM36 205V204H35ZM43 205V204H42ZM57 205V204H56ZM133 205V204H132ZM138 205V204H137ZM136 205V206H137ZM140 205V204H139ZM151 205V204H150ZM154 205V204H153ZM162 205V204H161ZM160 205V206H161ZM225 205V204H224ZM11 206V205H10ZM9 206V207H10ZM30 206V205H29ZM44 206V205H43ZM42 206V207H43ZM119 206V205H118ZM187 206V205H186ZM189 206H192V205H189ZM188 206V207H189ZM197 206V205H196ZM204 206H205V204H204ZM218 206V205H217ZM222 206V205H221ZM228 206V205H227ZM35 207H37V206H35ZM35 207H31V208H28V210L26 211V212H24V213H19V214H17V217L14 219V222H13V227H14V229L17 231V237H18V239L22 242V245H20L19 247H18V250H17V252L19 253L18 255H19V259H20V262L22 263V264H51V259H52V257L55 255L56 256V252L59 250L60 251V249H59V244H60V242L61 241H63V240H65L66 239V234H65V231H62L63 230V228H62V230H61V227H60V225H58L57 224V222L54 220V218L51 216V212L49 213V212H46V214H44V215H42V214H40L39 213V210H37ZM41 207V206H40ZM78 207V206H77ZM139 207V206H138ZM142 207V206H141ZM145 207V206H144ZM154 207H156L155 205H154ZM188 207H186V208H188ZM195 207V206H194ZM199 207V206H198ZM202 207V206H201ZM201 207H200V209H201ZM207 207H209V206H206V208ZM49 208V207H48ZM47 208V210H51L50 208L48 209ZM71 208V207H70ZM76 208V207H75ZM134 208V207H133ZM140 208V207H139ZM216 208V207H215ZM230 208V207H229ZM13 209V208H12ZM15 209V208H14ZM74 209V208H73ZM137 209V208H136ZM159 209H160V207H159ZM175 209V210H176ZM184 209V208H183ZM192 209V208H191ZM205 209V208H204ZM55 210H57V209H55ZM117 210H118V208H117ZM120 210V209H119ZM141 210V209H140ZM155 210V209H154ZM185 210V209H184ZM188 210H190V209H188ZM209 210V209H208ZM13 211V210H12ZM16 211V210H15ZM194 211V210H193ZM203 211V210H202ZM205 211H207V210H205ZM204 211V212H205ZM14 212V211H13ZM42 212V211H41ZM58 212V211H57ZM60 212V211H59ZM66 212V211H65ZM72 212V211H71ZM145 212V211H144ZM158 212V211H157ZM185 212V211H184ZM228 212V211H227ZM72 213H74V212H72ZM76 213V212H75ZM151 213V212H150ZM154 213V212H153ZM152 213V214H153ZM167 213H169V212H167ZM182 213V212H181ZM55 214V213H54ZM58 214V213H57ZM143 214V213H142ZM148 214V213H147ZM157 214V213H156ZM155 214V215H156ZM165 214V213H164ZM164 214H162V215H164ZM15 215V214H14ZM71 215V214H70ZM167 215H169V214H167ZM179 215V214H178ZM187 215H189V212H188V214ZM218 215V214H217ZM56 216H58L59 217V215H56ZM55 216V217H56ZM125 216V215H124ZM165 216V215H164ZM175 216V215H174ZM184 216H186V215H184ZM145 218H146V216H144ZM182 217V216H181ZM205 217V216H204ZM142 218H143V215H142ZM150 218V217H149ZM159 218V217H158ZM166 218V217H165ZM167 218H169V217H167ZM178 218V217H177ZM176 218V219H177ZM184 218V217H183ZM68 219V218H67ZM70 219V218H69ZM123 219V218H122ZM147 219V218H146ZM170 219V218H169ZM185 219V218H184ZM191 219V218H190ZM208 219V218H207ZM58 220H59V218H58ZM71 220V219H70ZM152 220V219H151ZM161 220V219H160ZM172 220V219H171ZM170 220V221H171ZM193 220V219H192ZM202 220V219H201ZM162 222V224H163V220H161ZM165 221H168V220H166L165 219ZM181 221V220H180ZM197 221V220H196ZM203 221V220H202ZM213 221V220H212ZM5 222V221H4ZM155 222H156V220H155ZM174 222V221H173ZM187 222V221H186ZM71 223V222H70ZM74 223V222H73ZM72 223V224H73ZM116 223H117V216H116V214H115V212H114V210H107V211H105V213H103L101 216H100V218L97 220V221H93V223H92V227H91V229H90V235H91V238L92 239H94L95 241H97L98 239H100L101 238V236H102V234L100 233V228L101 229H103V230H106V231H108V232H113L114 231V229H115V226H116ZM168 223V222H167ZM171 223H172V221H171ZM176 223V222H175ZM196 223V222H195ZM200 223V222H199ZM224 223V222H223ZM77 224V223H76ZM156 224H157V222H156ZM160 224V223H159ZM173 224V223H172ZM177 224V223H176ZM176 224H174V225H176ZM185 224V223H184ZM164 225H166V224H164ZM169 225V224H168ZM182 225V224H181ZM187 225V224H186ZM190 225V224H189ZM68 226V225H67ZM163 226V225H162ZM172 226V225H171ZM178 225H176V227H177ZM192 226V225H191ZM194 226V225H193ZM12 227V228H13ZM209 227V226H208ZM216 227V226H215ZM173 228V227H172ZM181 228V227H180ZM196 228V227H195ZM214 228V227H213ZM2 229V228H1ZM78 229V228H77ZM4 230V229H3ZM83 230V229H82ZM159 230V229H158ZM163 230V229H162ZM175 230V229H174ZM1 231V230H0ZM71 231V230H70ZM75 231V230H74ZM79 232V231H78ZM102 232V231H101ZM147 232V231H146ZM157 232V231H156ZM160 232V231H159ZM190 232V231H189ZM214 232V231H213ZM29 235V237H27L26 235L27 234ZM77 233V232H76ZM148 233H149V231H148ZM152 233V232H151ZM150 233V234H151ZM162 233V232H161ZM176 233H177V231H176ZM175 233V234H176ZM113 234V233H112ZM164 234V233H163ZM174 234V235H175ZM178 234V233H177ZM191 234V233H190ZM74 235V234H73ZM78 235V234H77ZM87 235V234H86ZM85 235V236H86ZM117 235V234H116ZM153 235V234H152ZM158 235V234H157ZM5 236V235H4ZM115 235L113 234V237H114ZM155 236V235H154ZM177 236V235H176ZM230 236V235H229ZM1 237V236H0ZM112 237V236H111ZM116 237V236H115ZM166 237H168V235L166 236ZM165 237V238H166ZM83 238V237H82ZM122 238V237H121ZM152 238V237H151ZM198 238V237H197ZM209 238V237H208ZM5 239V238H4ZM8 239V238H7ZM74 239V238H73ZM106 239V238H105ZM113 239V238H112ZM127 239V238H126ZM156 239V238H155ZM157 239H158V237H157ZM180 239V238H179ZM187 239V238H186ZM190 239V238H189ZM13 240V239H12ZM16 240V239H15ZM18 240V241H19ZM84 240H85V238H84ZM130 240V239H129ZM132 240V239H131ZM160 240V239H159ZM88 241V240H87ZM90 241H92V240H90ZM99 241H101V240H99ZM112 241V240H111ZM162 241V240H161ZM161 241H158V242H160L161 243ZM164 241V240H163ZM174 241H177V240H174ZM188 241V240H187ZM128 242V241H127ZM148 242V241H147ZM150 242V241H149ZM184 242V241H183ZM210 242V241H209ZM72 243V242H71ZM114 243V242H113ZM137 243V242H136ZM1 244V243H0ZM115 244V243H114ZM125 244V243H124ZM145 244V243H144ZM143 244V245H144ZM164 244H166L165 242H164ZM5 245V244H4ZM13 245V244H12ZM81 245V244H80ZM120 245V244H119ZM140 245V244H139ZM156 245V244H155ZM159 245V244H158ZM162 245V244H161ZM206 245V244H205ZM228 245V244H227ZM93 246V249H92V251L94 252V256H97L98 255V252H99V249L96 247L97 245L95 244V245H92ZM122 246V245H121ZM134 246H136V244L134 245ZM138 246V245H137ZM147 246V245H146ZM151 246H153V244L151 245ZM157 246V245H156ZM160 246V245H159ZM15 247V246H14ZM80 247V246H79ZM86 247V246H85ZM125 247V246H124ZM143 247V246H142ZM158 247V246H157ZM156 247V248H157ZM167 247V246H166ZM209 247V246H208ZM3 248V247H2ZM9 248H11V247H9ZM62 248V247H61ZM76 248V247H75ZM91 248V247H90ZM89 248V249H90ZM133 248V247H132ZM139 248V247H138ZM138 248H136V250L138 249ZM149 248V247H148ZM160 248V247H159ZM1 249V248H0ZM7 249V248H6ZM74 249V248H73ZM104 249V248H103ZM164 249V248H163ZM184 249V248H183ZM210 249V248H209ZM3 250V249H2ZM11 250V249H10ZM86 250V249H85ZM122 250V249H121ZM141 250V249H140ZM151 250V249H150ZM149 250V251H150ZM157 250V249H156ZM192 250V249H191ZM212 250V249H211ZM1 251V250H0ZM9 251V250H8ZM72 251V250H71ZM126 251V250H125ZM133 251V250H132ZM146 251V250H145ZM193 251V250H192ZM198 251V250H197ZM12 252H13V250H12ZM76 252V251H75ZM84 252V251H83ZM103 252V251H102ZM141 252V251H140ZM143 252V251H142ZM153 252H154V249H153ZM158 252H159V250H158ZM5 253V252H4ZM70 253V252H69ZM74 253V252H73ZM86 253V252H85ZM89 253V252H88ZM95 253L97 254V255H95ZM100 253V252H99ZM137 253V252H136ZM145 253V252H144ZM148 253V252H147ZM147 253L145 254V255H147ZM150 253V252H149ZM164 253V252H163ZM186 253H189V251L187 252L186 251ZM195 253V252H194ZM1 254V253H0ZM141 254V253H140ZM158 254V253H157ZM156 254V255H157ZM90 255H91V253H90ZM125 255V254H124ZM135 255V254H134ZM160 255V254H159ZM166 255V254H165ZM181 255H183L182 253H181ZM4 256V255H3ZM11 256V255H10ZM58 256V255H57ZM74 256V255H73ZM87 256V255H86ZM126 256V255H125ZM141 257H142V255H140ZM184 256V255H183ZM192 256V255H191ZM197 256H199V255H197ZM17 257V256H16ZM98 257V256H97ZM147 257V256H146ZM156 257V256H155ZM160 257H162V256H160ZM194 257V256H193ZM3 258H5V257H3ZM78 258V257H77ZM81 258V257H80ZM79 258V259H80ZM143 258V257H142ZM156 258H159V257H156ZM18 259V258H17ZM89 259V258H88ZM138 259H140L139 257H138ZM148 259V258H147ZM152 259H153V257H152ZM155 259V258H154ZM171 259H172V257H171ZM170 259V260H171ZM192 259V258H191ZM208 259V258H207ZM2 260V259H1ZM5 260V259H4ZM76 260V259H75ZM136 260V259H135ZM159 260H160V258H159ZM11 261V260H10ZM126 261V260H125ZM124 261V262H125ZM128 261V260H127ZM142 261V260H141ZM149 261V260H148ZM14 262V261H13ZM16 262V261H15ZM88 262H89V260H88ZM129 262V261H128ZM133 262H135V261H133ZM146 262V261H145ZM151 262H152V260H151ZM207 262V261H206ZM5 263V262H4ZM56 263V262H55ZM80 263V262H79ZM78 263V264H79ZM84 263V262H83ZM132 263V262H131ZM164 263V262H163ZM17 264V263H16ZM53 264V263H52ZM59 264V263H58ZM73 264V263H72ZM85 264H87V263H85ZM92 264V263H91ZM120 264V263H119ZM123 264V263H122ZM130 264V263H129ZM148 264H149V262H148ZM152 264V263H151ZM159 264V263H158ZM161 264V263H160Z\"/></svg>", "mask_w": 264, "mask_h": 264}, {"label": "water", "instance_id": "water-1", "mask_svg": "<svg viewBox=\"0 0 264 264\" xmlns=\"http://www.w3.org/2000/svg\"><path fill=\"white\" fill-rule=\"evenodd\" d=\"M253 98H254V96H251V98H249V99L246 101V103L244 104V106H243V108H242V110H241V112H240V117H239L240 120L242 119V117H243V115H244V112H245L246 107L250 104V102L253 100ZM259 229H260V228H259ZM260 231H261V229H260ZM259 237H260V239L263 238V235H262L261 232H259ZM262 264H264V262H263Z\"/></svg>", "mask_w": 264, "mask_h": 264}]
</instances>
